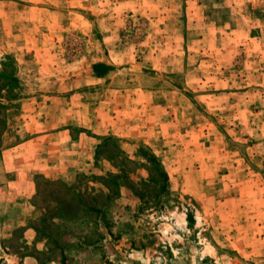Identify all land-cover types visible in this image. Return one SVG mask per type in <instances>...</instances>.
<instances>
[{"label": "rangeland", "instance_id": "1", "mask_svg": "<svg viewBox=\"0 0 264 264\" xmlns=\"http://www.w3.org/2000/svg\"><path fill=\"white\" fill-rule=\"evenodd\" d=\"M111 54L125 69L103 88L176 91L175 137L114 135L102 155L116 166L73 185L33 175L14 148L60 118L52 102L81 101V120L105 101L90 70ZM4 68L19 98L0 153V264H264V0H0Z\"/></svg>", "mask_w": 264, "mask_h": 264}, {"label": "crops", "instance_id": "2", "mask_svg": "<svg viewBox=\"0 0 264 264\" xmlns=\"http://www.w3.org/2000/svg\"><path fill=\"white\" fill-rule=\"evenodd\" d=\"M109 57L108 60H100L109 65L108 71L99 75L95 72L94 65L90 70L91 78L98 85L102 80H115L125 69H121L122 62L114 59L112 54ZM99 88L107 91L105 101H96L93 109L87 107L85 112L88 117L81 120H77L80 119L77 118L78 114L82 112V106L77 103L81 101L70 102L66 106L52 102L54 111H57V106L62 112L60 118L55 113L45 114L38 121L41 126V129L36 130L38 135L14 148V160L21 163L27 161V168L33 175L40 174L70 183L79 174L97 173L96 167L99 163L109 165L106 172L113 168L109 159H96L97 146L105 136L118 135L139 141L151 139L157 134L165 138L175 137L178 132L179 113V96L175 94L176 91L173 100L172 89L162 97L155 85H132L126 81H112L104 88L99 85L97 90ZM77 94L82 96V103L88 104V101L83 100L84 94L75 91L73 96ZM99 95L98 93L97 97ZM103 102L107 104V110L101 108ZM67 111L75 115L65 116ZM63 116L65 117L62 118ZM74 127L79 128L77 134H74ZM104 173L105 171H101V174Z\"/></svg>", "mask_w": 264, "mask_h": 264}, {"label": "trees", "instance_id": "3", "mask_svg": "<svg viewBox=\"0 0 264 264\" xmlns=\"http://www.w3.org/2000/svg\"><path fill=\"white\" fill-rule=\"evenodd\" d=\"M6 65H7V63H6ZM94 70L99 75L102 74L98 70L96 64L94 65ZM17 88H19V78L17 77V75L13 71H11V72L7 71L6 68H4L2 70L0 69V153L2 152V149L4 147V137H5L6 133L9 131L8 111L10 110V107L14 106L13 102L19 98L18 93H17ZM2 99H5L7 102H5ZM113 138H115L114 135H110V136H105L101 139L100 143L97 146L96 159L100 160V157L102 159L107 158L113 163L114 166H116L117 162H116L114 157H112L110 155H102V149L105 147H108L109 143L111 141H113L112 140ZM126 154H127V151L122 150V149L119 150L118 155L120 158H122V159L127 158V157H124ZM154 156H155L156 161L161 162L159 156H157L156 154H154ZM142 166L148 168V170L151 171V168L147 167L145 164L142 163ZM159 172L166 179L167 174L163 170V168H161L159 170ZM108 174H110V172ZM102 177H105V176H102ZM51 180H55V179H51ZM57 180H60V181L66 183L68 185L74 184V183L70 184V183H68L64 180H61V179H57ZM167 187H168V178L166 179V185H165V188H163V191H166Z\"/></svg>", "mask_w": 264, "mask_h": 264}]
</instances>
